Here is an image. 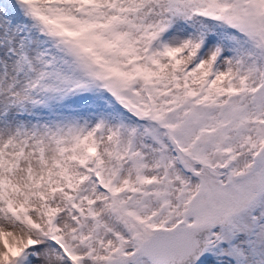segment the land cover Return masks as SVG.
<instances>
[{
  "label": "snow or ice",
  "instance_id": "1",
  "mask_svg": "<svg viewBox=\"0 0 264 264\" xmlns=\"http://www.w3.org/2000/svg\"><path fill=\"white\" fill-rule=\"evenodd\" d=\"M0 264H264V0H0Z\"/></svg>",
  "mask_w": 264,
  "mask_h": 264
}]
</instances>
